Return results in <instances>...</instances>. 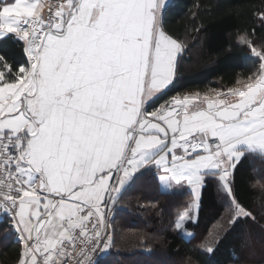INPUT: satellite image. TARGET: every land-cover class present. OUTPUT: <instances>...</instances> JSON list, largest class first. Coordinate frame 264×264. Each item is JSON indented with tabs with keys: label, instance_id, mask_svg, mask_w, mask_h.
I'll use <instances>...</instances> for the list:
<instances>
[{
	"label": "snow or ice",
	"instance_id": "6c2138e0",
	"mask_svg": "<svg viewBox=\"0 0 264 264\" xmlns=\"http://www.w3.org/2000/svg\"><path fill=\"white\" fill-rule=\"evenodd\" d=\"M166 8V0H0V38L14 35L27 57L14 66L0 56V212L22 245L16 264H95L112 240L105 210L145 171L165 191L190 189L178 230L194 219L209 179L230 203L229 223L252 216L234 182L248 156L264 160V41L255 29L237 31L258 68L226 93L153 107L185 47L164 26Z\"/></svg>",
	"mask_w": 264,
	"mask_h": 264
},
{
	"label": "trees",
	"instance_id": "16d2710c",
	"mask_svg": "<svg viewBox=\"0 0 264 264\" xmlns=\"http://www.w3.org/2000/svg\"><path fill=\"white\" fill-rule=\"evenodd\" d=\"M262 11L264 0H173L163 13L164 26L185 50L177 78L153 107L176 95L225 92L255 73L258 64L247 48L237 45L236 34L255 29L257 42L264 41ZM0 56L14 66L27 63L14 35L0 39ZM263 178L264 160L248 156L238 165L234 191L252 216L230 223L208 253L200 245L226 211L216 180L203 187L196 220L186 224L192 236L185 239L174 225L192 201L191 192H162L153 173L145 171L111 205L112 240L96 264H264V189L257 185ZM10 221L6 213L0 215V264H16L22 248Z\"/></svg>",
	"mask_w": 264,
	"mask_h": 264
},
{
	"label": "rangeland",
	"instance_id": "374dc122",
	"mask_svg": "<svg viewBox=\"0 0 264 264\" xmlns=\"http://www.w3.org/2000/svg\"><path fill=\"white\" fill-rule=\"evenodd\" d=\"M257 185L258 186H260L262 189H264L263 188V186H264V178L262 179V180H259L258 182H257ZM163 190V189H162ZM165 191V190H164ZM181 192V191H180ZM220 196H222L221 194H220ZM223 197V196H222ZM192 201H190V203H191ZM189 203V204H190ZM189 204L187 205V207L189 206ZM110 205H112V204H110ZM186 207V208H187ZM224 207L226 208V211H225V214H224V217H223V219L212 229V231H211V233H210V235L203 241V243H211L212 245H213V243L215 242V240H216V238L222 233V232H224L225 230H226V228L229 226V220H230V218H231V212H230V203H229V201L226 199V198H224ZM2 214V213H1ZM0 214V215H1ZM177 220V219H176ZM192 221V220H191ZM187 222H189V221H186L185 222V227L184 228H181V229H177L180 233H181V235L183 236V238H185V239H189L191 236H192V233L188 230V229H186V224H187ZM13 230V229H12ZM14 232V231H13ZM254 242V241H253ZM252 242V243H253ZM246 245H247V247H249L250 245H252L251 243H250V241H247V243H246ZM253 245H256L255 243L253 244ZM250 248V247H249Z\"/></svg>",
	"mask_w": 264,
	"mask_h": 264
},
{
	"label": "crops",
	"instance_id": "0c3cea01",
	"mask_svg": "<svg viewBox=\"0 0 264 264\" xmlns=\"http://www.w3.org/2000/svg\"><path fill=\"white\" fill-rule=\"evenodd\" d=\"M173 2V0H166V3H167V8L169 7V5L171 4ZM166 8V9H167ZM166 9H163L162 10V12L164 13V11L166 10ZM1 39V38H0ZM184 50H185V47H184V49H183V51H182V53L179 55V57H178V62H177V71H176V75H175V78H174V80L177 78V76H178V72H179V66H180V61L182 60V57H183V54H184ZM171 86V85H170ZM170 86H169V88H170ZM168 88V89H169ZM167 89V90H168ZM167 90H165V91H167ZM165 93V92H164ZM163 93V94H164ZM194 93H197V92H191V93H187V94H185V95H192V94H194ZM163 94H161V95H159V97L160 96H162ZM181 96H183V95H181ZM158 97V98H159ZM157 100V99H156ZM231 102H234V99L233 100H229V101H227V103H231ZM130 183V182H129ZM129 183L128 184H126V186H125V188L129 185ZM160 187V186H159ZM160 190L162 191V192H165V193H170V192H178V193H182V192H185V191H188V192H191L190 191V189L187 187V186H184V187H176V188H173V189H170V190H167V191H164V190H162V188L160 187ZM181 191V192H180ZM192 201H193V196H192ZM198 207H199V202H198ZM107 210V209H106ZM106 210H105V212H106ZM197 210H198V208L196 209V210H193V212H192V215H193V217H194V219L191 221V222H195V220H196V214H197Z\"/></svg>",
	"mask_w": 264,
	"mask_h": 264
},
{
	"label": "built area",
	"instance_id": "2783aa9c",
	"mask_svg": "<svg viewBox=\"0 0 264 264\" xmlns=\"http://www.w3.org/2000/svg\"><path fill=\"white\" fill-rule=\"evenodd\" d=\"M46 2L51 3V2H54V0H46ZM236 86H237V85H236ZM236 86H232L231 88L236 87ZM226 92H227V91H225V93H226ZM224 99H225L226 102H227V101H229V100L234 99V97H232V96H230V95H226V96L224 97ZM1 213H3V212H0V214H1ZM112 214H113V210H112V209L106 211V213H105V215H106V224L108 225V227H107V231H108L109 233H111V234H112V230H111V224H110V221H111V218H112ZM9 225L12 227V229H13V231H14V233H15V237H14V238H15L17 241H19V239H18V233H16V231H15V229H14V227H13L11 221H10ZM19 242H20V241H19ZM20 243H21V242H20ZM105 249H106V248L97 249V251L93 254V259H94V261H95V264H96L97 261L100 259V257L103 255Z\"/></svg>",
	"mask_w": 264,
	"mask_h": 264
}]
</instances>
